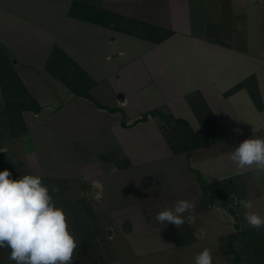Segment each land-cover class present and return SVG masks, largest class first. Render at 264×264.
Instances as JSON below:
<instances>
[{"label": "crops", "instance_id": "crops-1", "mask_svg": "<svg viewBox=\"0 0 264 264\" xmlns=\"http://www.w3.org/2000/svg\"><path fill=\"white\" fill-rule=\"evenodd\" d=\"M73 6L70 0H2L0 27L5 37L1 40L8 42L22 64L14 68L18 81L44 111L53 110L49 99L54 94L44 84L42 74L63 96L61 113L52 114L53 118L69 108L75 120L95 117L99 135L118 139L115 130L121 133L122 155L132 168L105 170L101 180L123 173V183L133 186V199L123 205L125 214H136L128 216L131 233L123 238L133 258L131 264H137L139 257L167 255L191 246L190 240L181 237L186 245L177 244L170 223L151 225L137 213L139 205L153 201L152 192L154 200L161 203V197H156L159 186L142 183L138 187L129 181L137 167L143 169L135 178L157 175V170L171 172L170 180L162 186L170 187L169 196L187 192L190 187L201 190L197 171L208 184L219 183V187L231 179V192L235 193L238 177L245 174L249 190L259 191V196L248 201L264 199V175H258L254 167L240 174L230 158L243 140L264 138V0H101L98 8L88 7L104 18L119 15L164 31L157 36L155 31L144 33L145 37L128 34L122 28L116 32L111 21L84 19ZM165 32L171 34L159 39ZM55 50L58 55L54 57ZM52 63L61 79L62 75L78 77L75 68L82 71L88 89L73 91L51 73ZM251 78L262 100L260 109L246 88L226 97L234 86ZM86 111L92 112V117H86ZM168 119L185 121L195 133L204 134L208 145L189 156L175 152L164 135L163 127L172 125L166 124ZM137 158L140 161L136 163ZM161 160L164 168L156 169L155 162ZM165 194L162 198L167 197ZM221 197L216 195V203L223 204ZM235 197L237 204V194ZM216 203V210L209 202L205 208L197 207L194 221L186 222L185 218V222L208 225L207 215L214 214L223 221L230 217L233 223L234 215Z\"/></svg>", "mask_w": 264, "mask_h": 264}, {"label": "rangeland", "instance_id": "rangeland-1", "mask_svg": "<svg viewBox=\"0 0 264 264\" xmlns=\"http://www.w3.org/2000/svg\"><path fill=\"white\" fill-rule=\"evenodd\" d=\"M70 1H74L73 7L79 5L80 9L77 10H80V13L83 10L88 12L85 17L91 19L94 16L102 23L111 21L116 32H122L121 28H127L131 29L135 35L141 34L143 31L144 33H150V31L146 32V30H150L148 27H140L139 30H136V26L131 22L134 19L131 18H124L119 15L106 16L105 18L103 15L100 18L97 17L99 15H96L89 8L90 6L98 8L101 0ZM2 31L3 29L0 27V171L8 169L12 174L11 179H19L23 175L39 176L42 183L49 186V192L53 196L56 206L61 207L66 213L68 228L78 244L73 256V264H131L133 258L126 248V242L123 238L126 237V234L131 233V223L128 216L133 217L132 215L136 214H125L123 205L130 204L129 199H133V193L131 192L133 186L123 183L122 178L125 177L122 172H120L122 174H116L108 181L102 182L101 180L105 170V173H107L111 172V169L119 171L132 168L129 160L122 155L124 151L122 152V146L120 147L119 142L121 133L115 130L119 140L114 139L112 135H99L96 132L97 120L95 117L90 118L92 112L88 111L85 113L86 117L90 118L88 121L75 120L69 108L59 118H53L52 114L58 113L59 115L61 113L64 98L60 96L57 88L53 87L50 80L42 74L41 79L54 94L49 99L51 105H53L51 106L53 110L44 111V107L18 81L14 68H17L18 65L21 67L22 64L14 56L8 42L1 40L5 37V33ZM154 35L159 34L155 32ZM53 55L54 57L58 55L56 50ZM55 65V63L50 64L51 73L56 77L58 76L73 91L79 93L88 89L89 84L82 71L75 68V74H78V77L74 75L70 79L62 75L61 79L59 72L55 70ZM42 86L41 83V88ZM245 88L250 92L251 97V92L256 93L262 107L258 88L254 87L252 79L243 80L234 86L231 91L235 90L226 93V97L236 93L238 89ZM252 100L254 101L253 98ZM254 103L256 104V101ZM38 106L41 107L40 110H36ZM256 106L258 107L257 104ZM258 108L260 109V107ZM83 109L81 108V110ZM79 113L82 116V112ZM167 123H172V125L163 127L164 135L168 139L172 150L183 151L187 149L186 152L182 153L189 156V153L194 151H189V149L192 145L197 144L199 140L190 137L187 127L175 123L174 120L168 119ZM78 124H80V127L75 126ZM121 141L124 140L121 139ZM153 148L159 149L158 147ZM164 160L155 162L156 169L159 167L164 168ZM134 161L137 163L140 160L137 158ZM180 167L182 166L180 165ZM140 169H143V167H137L132 171L133 173L129 175L132 180L129 181H133L138 187L143 186L142 183L148 186H159L157 193L160 194L156 197H161L159 198L161 200H158L161 203H157V200L153 198L155 194L152 192L150 195L153 201L139 205L137 213L143 215L149 224H160L156 220V215L166 206L172 207L180 199L194 203V216L197 207L203 206L205 208L207 202H209V206L212 205L213 210H216L214 204L217 198L211 200L212 192H208L205 187H202L201 190L190 187L187 192L178 191L175 193L176 195L170 194L169 196V192L172 191L170 187L162 186L168 183L167 179L170 180L171 172L169 174L167 170H164L160 173V170H157L156 173L159 172L157 175L152 174L143 177L140 173L139 178H135L139 172H142ZM247 177L245 174L238 177V190H236V193L231 192L229 197L223 193L220 195L227 211L230 208V206H226L227 201L232 195L237 194L238 196L237 204H234L233 208H236L237 217L239 218L236 219V216H234L233 223L230 221V217H226L227 220L223 221V219L221 220V218L212 214L207 215L210 223L208 225L196 223L191 224L194 225V227H191L186 221L181 227L177 228L171 224L177 238L190 240L191 246L172 253L168 252L167 255L157 254L145 258L139 257L136 259L137 264H195L196 255L205 248L211 251L213 264H255L246 261L249 256L245 251L247 246L243 243V239L240 240V243H237L238 249L247 253L242 257L241 262H235L234 256L226 254L224 250L220 249L221 238L227 239L233 233L253 228L245 221V212L252 211L264 217V206L262 204L264 199H258L252 203V209H245L239 203L240 200H249L253 196H259L258 190H249L251 185L247 184ZM51 186L58 188L59 192L53 193ZM163 193H166L167 197L162 198ZM224 197H228V199L226 200ZM217 212L228 214L224 211ZM188 215V213H185L186 219ZM237 223H239V228L236 227ZM139 228L141 229L140 226ZM9 254L10 249L0 248V264H15V261L9 259ZM249 259L251 261V258Z\"/></svg>", "mask_w": 264, "mask_h": 264}, {"label": "clouds", "instance_id": "clouds-1", "mask_svg": "<svg viewBox=\"0 0 264 264\" xmlns=\"http://www.w3.org/2000/svg\"><path fill=\"white\" fill-rule=\"evenodd\" d=\"M240 174L245 169L255 168L264 175V138L243 140L230 154ZM8 169L0 171V248L10 249L9 259L15 264H73L78 247L71 234L66 213L57 207L49 186L35 175H23L11 179ZM53 193L59 189L51 186ZM245 209H252L248 200H240ZM195 205L189 200H177L172 207H165L156 215L162 225L173 224L177 228L194 221ZM244 219L250 227L260 229L264 217L247 211ZM195 264H213L212 253L203 249L195 257Z\"/></svg>", "mask_w": 264, "mask_h": 264}, {"label": "trees", "instance_id": "trees-1", "mask_svg": "<svg viewBox=\"0 0 264 264\" xmlns=\"http://www.w3.org/2000/svg\"><path fill=\"white\" fill-rule=\"evenodd\" d=\"M76 5H77V3H76ZM79 12H80V10H79ZM82 14L83 15H81V16L84 17V19L90 20L91 22H95V23L96 22H101V21L95 19V17L92 16V15H91L92 16L91 19L89 17H85L88 14L87 11L83 10ZM97 17L100 18V16H97ZM131 22H132V24L134 26H136V30H139L140 27H143V28L148 27L150 30H146V32L150 31V33H151L152 31H155V32H157L159 34L160 31H163L160 28H157V27L155 28V27H153L151 25H148V24L136 21V20H132ZM107 25L109 26L110 24L108 23ZM122 29L124 30V32H126L128 34L135 35L131 31V29H126V28H122ZM160 33H162V32H160ZM143 34H144V31L141 32V34H136V36L145 37V36H143ZM145 34H147V33H145ZM170 34L171 33L167 32L165 35L161 36L159 39L163 40L164 38H166ZM161 40H159V41H161ZM234 90H232V91H234ZM251 94H252V98L254 99V101H256V104L258 105V107L261 108V103H260L259 98L257 99L256 93L255 92H251ZM82 96L94 101L98 106L102 107V105H100L98 102H96L91 96H89L87 94H83ZM40 108L41 107L38 106V108H36V110H40ZM142 119L144 121L147 120V116L143 117ZM176 122L179 125H183L185 128L187 127L186 129L188 130V133H189L190 137H192L194 139L197 138L199 140L197 142V144L192 145V147L189 149V151H193V150H195V149H197L199 147L208 145V141L206 140L205 136H203L202 133H195L193 130H191V128L187 125V123L185 121L181 120V119L180 120L179 119L175 120V123ZM167 141H168V139H167ZM186 150L187 149H184L181 152H186ZM174 151L175 152H180L179 150H174ZM194 173H195V176H196L197 180L201 183V185L203 187H205V189L208 192L209 191L212 192L211 197H210L211 200H213L216 197V195H218V194L221 195L222 193H224L225 195H229V193L232 190V187H231L232 180L231 179L228 180V182H226L222 187H219L221 184H219V183L208 184L203 179L201 174H199L197 171H194ZM242 239L244 241L243 243L246 244V246H247L245 251L248 253L249 258H251V261H250L249 258L246 261H248L249 263L252 262V263H255V264H264V227H262L260 229L252 228V229H247V230H245L243 232L240 231V232H237V233H233L227 239L221 238L220 249L224 250L226 254H231L232 256H234L235 262H241L242 261V257L247 254L245 251H242V250L238 249V247H237V243H240V240H242ZM176 242H177V244L179 246L186 245L180 239H178L177 236H176Z\"/></svg>", "mask_w": 264, "mask_h": 264}, {"label": "water", "instance_id": "water-1", "mask_svg": "<svg viewBox=\"0 0 264 264\" xmlns=\"http://www.w3.org/2000/svg\"><path fill=\"white\" fill-rule=\"evenodd\" d=\"M235 203H236V197H235V195H232V196L230 197V199L227 201L226 206H230V208H229L230 213H231L232 215L236 216V219H237V218H238L237 215H236L237 212H236L235 208H233V205H234ZM216 204L219 205L220 207L225 206L224 204H222V203H220V202H218V203H216ZM236 227L239 228V223L236 224Z\"/></svg>", "mask_w": 264, "mask_h": 264}]
</instances>
